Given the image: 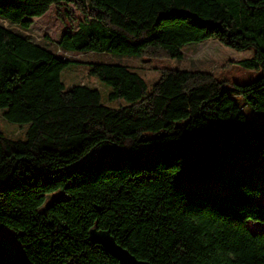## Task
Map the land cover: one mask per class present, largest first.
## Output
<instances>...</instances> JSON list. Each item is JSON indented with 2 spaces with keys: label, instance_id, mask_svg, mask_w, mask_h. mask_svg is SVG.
I'll use <instances>...</instances> for the list:
<instances>
[{
  "label": "trees",
  "instance_id": "16d2710c",
  "mask_svg": "<svg viewBox=\"0 0 264 264\" xmlns=\"http://www.w3.org/2000/svg\"><path fill=\"white\" fill-rule=\"evenodd\" d=\"M52 7L77 21L64 52L182 60L214 38L255 49L237 64L260 76L229 85L165 67L150 86L127 64L90 62L104 100L66 88L62 71L80 61L0 22V110L25 126L24 138L0 129V226L23 248L0 238V264H118L91 241L95 224L152 264H264V228L248 226L264 225V191L247 175L264 176V0H0V20L29 30ZM207 179L232 193L188 185Z\"/></svg>",
  "mask_w": 264,
  "mask_h": 264
},
{
  "label": "rangeland",
  "instance_id": "374dc122",
  "mask_svg": "<svg viewBox=\"0 0 264 264\" xmlns=\"http://www.w3.org/2000/svg\"><path fill=\"white\" fill-rule=\"evenodd\" d=\"M67 7L66 9H70ZM77 18L82 15L75 10ZM5 25L12 27L17 31H22L31 40L38 42L45 47L53 50L59 55L67 58L80 61L81 63H72L67 66L61 73V78L67 89L72 88L77 84H87L89 86L98 88L102 94L103 99L106 100L111 88L101 81L98 77L89 75L90 62H115L129 65L132 69L138 71L147 80L148 84L152 86L159 78L161 71L165 67L180 68V69H200L209 71L221 79L228 81L229 85L234 82L247 83L251 80L257 79L260 76V71L253 69H243L237 62L241 59L252 58L255 54V49L249 48L245 50H237L229 47L219 40L210 38L202 42H191L184 46V59H169V58H141L118 56L104 53H68L58 48V41L62 34L70 29L77 28V21L70 22L64 16H60L58 9L52 7L46 14L40 17H35L32 26L29 30H21L16 25H11L6 21L0 20ZM238 99L240 97L236 95ZM244 111L249 117H255L259 113L246 105L241 99ZM126 104L124 99L110 102L113 107ZM0 129L13 138H24L25 126L15 124L4 119L2 110H0ZM248 165V161L240 162L235 165ZM247 175L252 180L254 179L258 186L264 191V176L255 175L252 172H247ZM192 187H201L212 189L221 193L230 194L232 189L220 181L214 179L201 180L191 182L188 184ZM55 194H50L47 198L48 204ZM258 202L264 204V193L258 198ZM248 226L252 232H260L264 228L261 222L249 221ZM0 238L8 244L9 248L13 249L17 254H22V244L14 238V231L8 227L0 226Z\"/></svg>",
  "mask_w": 264,
  "mask_h": 264
},
{
  "label": "water",
  "instance_id": "95a60500",
  "mask_svg": "<svg viewBox=\"0 0 264 264\" xmlns=\"http://www.w3.org/2000/svg\"><path fill=\"white\" fill-rule=\"evenodd\" d=\"M90 239L102 245L118 260V264H152L149 261L138 259L127 248L119 244L109 230L100 229L95 224L89 230Z\"/></svg>",
  "mask_w": 264,
  "mask_h": 264
}]
</instances>
